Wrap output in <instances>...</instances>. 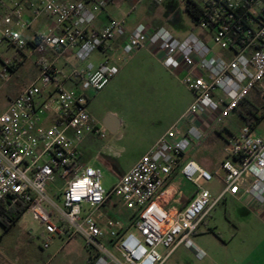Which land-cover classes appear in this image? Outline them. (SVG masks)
<instances>
[{"label": "built area", "instance_id": "obj_1", "mask_svg": "<svg viewBox=\"0 0 264 264\" xmlns=\"http://www.w3.org/2000/svg\"><path fill=\"white\" fill-rule=\"evenodd\" d=\"M111 1L0 0V46L21 55L28 48L41 56L35 80L0 104V210L25 205L45 229V248L56 235L79 237L94 257L92 264H162L180 246L202 259L206 253L193 236L219 202L228 195L249 196L264 205V137L255 128L245 124L228 140L232 159L222 163L225 177L216 195L201 186L213 180L212 172L193 160L180 162L256 86L264 94V0H196L202 11L192 19L214 33L222 54L205 36L179 38L163 26L139 22L128 29L124 20L112 18L94 29ZM119 39L126 55L142 48L157 52L193 100L108 193L101 169L82 162L79 146L88 135H104L106 128L88 106L119 67L106 55L65 74L54 58L70 51L77 60L88 61L97 51L107 54ZM21 64L20 59L0 57V90ZM176 170L197 185V192L173 213L165 207L164 193ZM57 180L63 184L54 196L61 197V205L48 193ZM110 195L134 213L132 226L139 236L120 220L99 223L94 213ZM159 246L167 249L164 256Z\"/></svg>", "mask_w": 264, "mask_h": 264}, {"label": "rangeland", "instance_id": "obj_2", "mask_svg": "<svg viewBox=\"0 0 264 264\" xmlns=\"http://www.w3.org/2000/svg\"><path fill=\"white\" fill-rule=\"evenodd\" d=\"M106 11L113 18L124 20L130 27L142 22L153 27L163 26L180 38L191 33L205 36L208 45L215 52H224L215 43L214 33L209 29H205V32L194 23L185 10V0H114ZM24 55L5 45L0 46V57L17 58L22 62L13 78L1 87L0 104L3 97L18 93L37 76L36 62L41 56L31 54L28 48L24 50ZM106 55L97 51L88 61L74 59L71 65L83 66L88 62L96 64ZM110 55L118 65L119 73L103 90L95 94L88 108L99 126L103 125V119L109 114L116 116L121 123L115 133L106 128L103 136L87 141L80 149L81 160L85 165L101 169L102 185L108 193L112 192L119 181L118 173L136 163L152 141L180 119L193 98L192 92L182 84L180 77L169 72L162 64L157 52L151 53L147 48H142L132 55H126L122 49L115 48ZM63 62L61 60L58 67L67 73L68 67L65 68ZM253 102L261 108V115L264 110V94L254 90ZM241 109H244L243 105L223 116L216 125L217 130L204 140V145L198 147V159L214 175L212 181H202L201 186L213 194H217L223 187L225 172L222 161L229 158L228 138L245 125L240 115ZM255 131L264 137V119L256 126ZM105 161L110 162L113 168L105 164ZM62 184L61 180L51 183L48 186L49 195L54 198L59 195ZM55 199L58 204H62L61 197ZM84 208L87 212L93 211L88 205H84ZM128 211L119 197L110 195L94 215L97 218L109 216L125 223ZM204 221L193 240L206 253L205 257L198 259L191 249L180 246L162 264H264V232L255 233V229L264 231V226L248 216L244 205L230 198L223 199ZM131 228L135 234L140 235L134 227ZM2 230L0 225V231ZM43 232L44 227L34 221L30 212H25L17 224L3 236L0 250L11 251L20 247L15 254L16 260L23 261L24 264H88L90 252L85 250L79 237L55 236L51 246L45 249L43 236L46 235ZM28 236H31L29 239L34 244L32 249L26 240ZM62 242L67 245L54 255ZM259 244L261 246L257 247ZM69 246H75L78 250L71 252ZM158 250L163 256L167 252L164 246H159ZM8 254L13 255L10 252Z\"/></svg>", "mask_w": 264, "mask_h": 264}, {"label": "crops", "instance_id": "obj_3", "mask_svg": "<svg viewBox=\"0 0 264 264\" xmlns=\"http://www.w3.org/2000/svg\"><path fill=\"white\" fill-rule=\"evenodd\" d=\"M112 1H114V0H112ZM112 1L105 7V9L99 14V16H98V18H97V20L95 21V23H94V29H99V28H101V27H103L110 19H112L113 17L112 16H110V14L106 11L107 10V7L112 3ZM43 21H46V19L44 18L43 19ZM128 27V29H131L132 27H130V26H127ZM157 27H159V26H157ZM180 38V37H179ZM121 42H122V40L121 39H119V40H117V41H115L113 44H112V47H111V49H109L108 50V52H107V55L111 58V53L115 50V48L116 49H120L121 50ZM148 50H150V49H148ZM151 51V50H150ZM151 53H152V51H151ZM77 60L74 56H73V53L72 52H70V51H66L65 53H63L61 56H58V57H56V58H54V61L56 62V64L58 65V63L62 60V61H64L63 62V66H65V68L66 67H68V70L70 71V69L72 68V67H75V66H78V64H72L71 65V63H72V60ZM103 60V59H102ZM112 60V59H111ZM101 60H98L97 61V63L98 62H100ZM113 61V60H112ZM114 62V61H113ZM77 63V62H76ZM96 63V64H97ZM115 63V62H114ZM68 71V72H69ZM64 72V71H63ZM67 72V73H68ZM170 72V71H169ZM65 74H67L66 72H64ZM172 73V72H171ZM175 76H177L175 73H173ZM71 86V85H70ZM23 90V88L18 92V93H16V94H13V95H7V96H5V97H3V99H2V102L1 103H5L6 101H7V99H9L10 97H12V96H15V95H17V94H19L21 91ZM192 100H193V98H192ZM192 102V101H191ZM190 102V103H191ZM190 105V104H189ZM46 120V122L47 123H49L50 121H51V119L50 118H47V119H45ZM121 123V122H120ZM120 123H119V126H120ZM206 124V126L208 127L209 126V123H205ZM215 130H217L216 129V127L212 130V131H210L209 133H208V135H207V137L205 138V140L206 139H208L210 136H211V134L215 131ZM165 133V132H164ZM163 134V133H162ZM161 134V135H162ZM161 135H159L158 137H156L153 141H152V143L149 145V147L147 148V150L144 152V153H146L147 151H149L150 149H151V147L157 142V140L160 138V136ZM232 135L233 134H231V136L228 138V140L232 137ZM99 136H95V135H88L86 138H85V140H84V142L79 146V151H80V149H81V147L82 146H84V144L87 142V141H92V140H95L96 138H98ZM205 144V141H203L202 143H201V145H204ZM200 145V146H201ZM81 152V151H80ZM81 158H82V154H81ZM228 159H232V158H227V159H223V161H225V160H228ZM187 160H193V161H195L197 164H199L201 167H203L204 169H206V170H208L206 167H205V164H204V162H202V161H200L199 159H198V147L197 148H192V149H190L189 151H187L185 154H183L181 157H180V162H181V164H183V163H185ZM222 161V162H223ZM221 162V163H222ZM105 164H109L110 165V162H108V161H105ZM135 163H133L131 166H129V168L127 169V170H125L124 172H119L118 173V178H120L122 175H124L125 173H127L130 169H131V167L134 165ZM110 167L111 168H113L112 167V165H110ZM209 171V170H208ZM196 192H197V185L195 184V183H193L192 181H189L179 170H176L174 173H173V175H172V177H171V179H170V181H169V183H168V185H167V187H166V191H165V193H164V196H166V202H165V207L167 208V209H169L171 212H173V213H175V212H177V211H180V210H182V209H184L188 204H189V202L192 200V198L194 197V195L196 194ZM214 195H216V194H214ZM227 198H230L231 200H233V201H235V202H237V203H240V204H242V205H244L245 206V208L247 209V211H248V216L249 217H252V219H254V222H257V223H259L260 225H263L264 226V207L262 206V205H259V204H257V203H255V202H253V200L249 197V196H244L242 199H239L237 196H231V195H228V196H226L225 198H224V200L225 199H227ZM26 212H28V211H26ZM211 213V212H210ZM209 213V214H210ZM22 217V216H21ZM20 217V218H21ZM20 218L17 220V222L20 220ZM111 218L108 216V217H106V216H100L99 218H98V221H99V223L102 225V226H106L107 225V223H108V221L110 220ZM135 220H136V218L134 217V213L132 212V211H128V219H127V222H125V224H126V228H128V229H132L131 227H133L132 226V224L135 222ZM205 220V219H204ZM35 221V220H34ZM17 222L12 226V227H14L16 224H17ZM37 222V221H36ZM205 221H203L202 222V224L204 223ZM201 224V225H202ZM1 225V224H0ZM200 225V226H201ZM2 226V225H1ZM200 228V227H199ZM10 231V230H9ZM198 231L199 230H197V232L195 233V235L198 233ZM261 232H264V231H262L261 229H255V233H257V234H261ZM43 233H45V229H44V232ZM42 233V234H43ZM41 234V235H42ZM194 235V236H195ZM33 236V235H32ZM56 236H58L59 238H62V237H60L59 235H56ZM55 237V236H54ZM29 238H31V236H28V238L26 239V240H28L29 241V243H30V246H31V249L34 247V244H33V242L29 239ZM80 240H81V242H82V244H83V246H84V248H85V250L86 251H88L87 249H86V246H85V244H84V242H83V240L81 239V238H79ZM264 242V239L262 240V243ZM51 243H52V241L50 242V245H49V247L51 246ZM44 244V243H43ZM261 244V243H260ZM257 245V247H260L261 245ZM64 245H67L66 243H64V242H62V244H60L58 247H57V250L54 252V255H56V253H59L60 251H62L63 250V246ZM49 247H47V248H49ZM43 248H45L44 247V245H43ZM264 248V247H263ZM46 249V248H45ZM20 250V247L18 248H14V249H12L11 251H9V250H7V249H5V250H0V264H24L25 262H23V261H17L16 259H17V256L15 255L18 251ZM22 250V249H21ZM24 250V249H23ZM69 250L71 251V252H75V251H77L78 249H76V247L75 246H69ZM263 251H264V249H263ZM8 252H10V253H12L13 255L12 256H10V254H8ZM88 254V253H87ZM53 254L51 255L52 257L54 256ZM35 256V255H34ZM87 258H88V255H86V262H87Z\"/></svg>", "mask_w": 264, "mask_h": 264}, {"label": "trees", "instance_id": "obj_4", "mask_svg": "<svg viewBox=\"0 0 264 264\" xmlns=\"http://www.w3.org/2000/svg\"><path fill=\"white\" fill-rule=\"evenodd\" d=\"M202 7L196 0H186V12H188L191 17H195L196 14L201 13ZM254 90H259L256 86L252 91H250L239 103L238 107L239 109L241 105L244 106V109L240 110V115L242 119L244 120L245 124L251 126L252 128H256V126L264 119V110L259 115V112L261 110L260 107H258L253 102V93ZM264 108V105L262 106ZM26 206L22 204H17L15 206L10 207L9 209H1L0 210V224L3 227V230L0 231V241L2 240L3 236L12 228V226L17 222V220L26 212ZM93 255L90 253L89 255V262L88 264H92L93 262Z\"/></svg>", "mask_w": 264, "mask_h": 264}, {"label": "water", "instance_id": "obj_5", "mask_svg": "<svg viewBox=\"0 0 264 264\" xmlns=\"http://www.w3.org/2000/svg\"><path fill=\"white\" fill-rule=\"evenodd\" d=\"M102 123L110 132L115 133L119 127L120 120L116 116L109 114L103 119Z\"/></svg>", "mask_w": 264, "mask_h": 264}]
</instances>
